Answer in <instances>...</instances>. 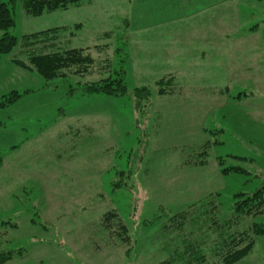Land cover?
I'll return each instance as SVG.
<instances>
[{"label": "rangeland", "instance_id": "obj_1", "mask_svg": "<svg viewBox=\"0 0 264 264\" xmlns=\"http://www.w3.org/2000/svg\"><path fill=\"white\" fill-rule=\"evenodd\" d=\"M13 15L18 38L70 26L67 47L95 46L109 69L43 87L26 52L2 54L0 250L12 255L2 264H160L178 242L163 229L171 214L213 193L226 216L234 194L259 184L264 145L248 137L264 129V0H86L39 16L15 0ZM115 67L124 95L70 90ZM168 72L172 93L158 94ZM230 165L246 172L222 170ZM108 211L123 239L101 226ZM238 264H264V236Z\"/></svg>", "mask_w": 264, "mask_h": 264}, {"label": "trees", "instance_id": "obj_2", "mask_svg": "<svg viewBox=\"0 0 264 264\" xmlns=\"http://www.w3.org/2000/svg\"><path fill=\"white\" fill-rule=\"evenodd\" d=\"M86 0H21L24 12L30 16H39L56 9H66L70 6H78ZM15 0H0V58L2 54L9 53L18 46L27 54V62L22 63L27 68L34 70L42 78L43 87L55 86V79L61 82L69 81L70 74L82 75L93 66L108 72L109 61L98 56H93L95 46L79 48H62L59 40V32L62 26H56L21 35L20 38L11 33L15 26L13 7ZM104 63V64H103ZM93 70V69H92ZM112 71V72H110ZM106 76L99 80L74 86L69 84L70 90L80 89L84 95L107 94L124 95L127 86L124 82V69L116 67L110 70ZM173 77L158 80L160 86L158 94L170 93L163 87L164 82H169ZM77 84V83H76ZM73 85V86H72ZM168 91V92H166ZM149 90L146 87L134 90L138 98L146 97ZM13 99L19 95L17 91ZM199 155H206L211 147L210 142H204L199 146ZM195 156V157H197ZM227 157L237 158L227 154ZM241 158V157H240ZM206 159H185V162L203 165ZM225 158L219 157L218 163L223 164ZM224 172H246L240 166L230 165L223 167ZM257 177L258 183L254 189L248 192H238L233 196L231 212L221 215L219 203L215 194L209 193L185 208L170 215L163 229L178 241L177 244H167L170 247L169 255L160 264H238L249 256L254 248L257 237L264 236V224L254 219L264 214V174L252 175ZM116 212L103 214L100 224L111 236L123 239L126 237V227L116 218ZM116 219L117 228L111 219ZM176 236V237H175ZM172 246V247H171ZM174 246V247H173ZM176 246V247H175ZM10 251L0 250V264L11 258Z\"/></svg>", "mask_w": 264, "mask_h": 264}, {"label": "crops", "instance_id": "obj_3", "mask_svg": "<svg viewBox=\"0 0 264 264\" xmlns=\"http://www.w3.org/2000/svg\"><path fill=\"white\" fill-rule=\"evenodd\" d=\"M81 5V4H80ZM62 26V30H61V32H62V34L63 33H67L68 32V37L66 38V39H62V38H59V40H60V45H61V47L62 48H79V47H67L68 45H69V42H70V37H72L73 35H74V31H72L71 30V27L70 26H67V25H61ZM81 26H82V24H81V22H76V23H74L73 25H72V28L74 29V30H78V29H80L81 28ZM62 34H60V35H62ZM103 34H105V31L103 32ZM67 42H68V45H66L67 44ZM91 46H93V45H90V46H83V47H91ZM125 71V70H124ZM169 76H172L173 77V80L175 79V75L172 73V72H168V73H166L165 75H163L162 77H160V78H158L156 81H158V80H160V79H165V78H167V77H169ZM170 93H172V92H170ZM169 94V93H168ZM263 120H259V125L260 126H262V122ZM241 127H239L238 129H240ZM256 130H257V128H256ZM262 130V127L261 128H259V130H257V131H255L253 134H252V136H249L248 138H250V139H252L255 143H258V144H261V145H264V142H263V139H264V129H263V131H261ZM240 133V132H239ZM241 134V133H240ZM235 156H237V155H235ZM237 158H240V157H238L237 156ZM243 158V157H242ZM241 167V166H240ZM243 168V167H242ZM262 174H264V172H259V173H257L256 175H262Z\"/></svg>", "mask_w": 264, "mask_h": 264}]
</instances>
